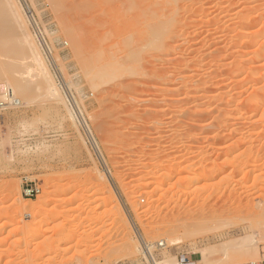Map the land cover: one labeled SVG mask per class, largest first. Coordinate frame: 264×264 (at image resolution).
<instances>
[{
  "label": "rangeland",
  "instance_id": "obj_1",
  "mask_svg": "<svg viewBox=\"0 0 264 264\" xmlns=\"http://www.w3.org/2000/svg\"><path fill=\"white\" fill-rule=\"evenodd\" d=\"M26 3L68 103L44 76L19 94L1 87L15 82L17 58L34 63L22 22L3 16L2 37L19 51L0 50V100L21 102L0 106V264H149L143 246L163 241L171 222L197 221L209 231L153 246L156 259L199 264V249L252 235L260 254L231 248L226 264H264V0ZM155 18L174 24L168 49L134 69L126 40L148 34ZM112 62L122 66L94 74ZM26 182L41 193L25 197ZM107 200L115 203L102 207ZM128 230L142 234L139 249L126 247Z\"/></svg>",
  "mask_w": 264,
  "mask_h": 264
},
{
  "label": "bare ground",
  "instance_id": "obj_2",
  "mask_svg": "<svg viewBox=\"0 0 264 264\" xmlns=\"http://www.w3.org/2000/svg\"><path fill=\"white\" fill-rule=\"evenodd\" d=\"M145 10L146 9H143V11H145ZM23 12H25V14H26V16H27L28 19H26L25 17H23ZM143 13H141V14H143ZM6 15L7 16H10V17H13V18H17V21L18 22L20 20L22 22V24H23V25H21V28L23 26L24 29H26V31H24V35L26 36L25 37V41H26V38H27V41L29 42V45H30V51L29 52L30 53L29 52H27V53L25 52V54L28 57L29 56H32L31 58H33V61H31V62H34L35 63V67L36 68L33 65L34 63L32 65H28V62L29 61H27V63H26L27 65H26L24 62L23 63L21 62V58H17V59H20L19 61H17V60L14 59L15 61L13 60L14 63L12 64V67L10 68V73L15 77V82L14 83L13 82L10 83V82H8V80H5L4 84H2L1 87H3V89H5L6 93L8 94L9 93L8 84H10L11 86H13V89L15 90V92L19 94L25 88H27V86H28V84H29L30 81L31 82H33V81L38 82L37 80H39V76H44L43 78H45V79H43V80L45 82V85L48 87V89L52 93H54V92L57 93V95H54V96H58L60 99H62L64 101V103L66 105L68 102H67V100L65 101V98L64 97L62 98V94H60L61 91L59 92V90L57 89V86H56V84H55V82H54V80L52 78V74L50 72L49 66L46 63L44 57L42 56V53L40 52L39 48L37 47L38 45H36L37 44L35 42L36 40L33 39L34 36L33 37L31 36L32 35L31 34V31H29L30 29H28V20L29 21L31 20V17H32L33 14H32V10L30 9V6L26 3V0H19V1L18 0H1V2H0V19L3 16H6ZM139 17L137 16V18H139ZM151 17H153V16H151ZM141 19H143V17H141ZM156 21H157V19L155 20V22L154 21H151V22H147L146 21L148 23L147 25H149V28H148L149 29V32H148V34L141 35L140 40H138V41H135L134 40L135 42H133V40L130 41L131 39L130 40H128V39L126 40V42L128 43L127 46H126V47H128L127 52H126V56L128 58V61L127 62H129V65L131 67H133L134 69L135 68L136 69H140V68H143V67L145 68L146 66L148 67L147 61L149 60V58L153 57L155 55V53H157V51H160L161 49H168V43L166 44V41L169 40L168 38H169L170 32L172 30L171 29H168L167 27L170 26V25H167L166 26L165 25L166 22L163 24L162 22L161 23H158L159 21L158 22H156ZM21 22H19V24H21ZM143 22H144V19H143ZM5 24H6L5 22H0V50H2V52H4L5 54L10 53V54H8V58H10L9 55H11V57L13 58L14 53L16 51L18 52L19 51V48H17L18 46L17 47L15 46L17 43L14 44V42H13L14 40L13 39L6 40V39H4L2 37L3 36L2 35L3 34V28H4V25ZM171 26H174V24L171 25ZM127 36L130 37L129 34ZM131 36H133V34H131ZM74 37H75V35H74ZM128 41H130V42H128ZM167 42H169V41H167ZM26 45H28V44H26ZM12 50H13V52H12ZM14 50H15V52H14ZM22 60H23V58H22ZM108 63H106V65ZM112 64H113L114 69L113 68H109L106 65L102 66L100 64L102 67H98V68L96 67L97 69L94 71V74H96V75H98L100 77H103L104 75H108L107 73H109L110 71L113 72L114 70L116 71V69L119 70L118 67H121L122 66L121 64H119L121 66H119L118 64H117L118 66L117 65H114L113 62H112ZM108 66H110V65H108ZM150 66H153L154 67V65H151L149 63V67ZM107 70H109V72ZM112 72H110L109 74H111ZM37 76H38V78H35ZM206 86L208 88V85H206ZM213 86L215 88V84L212 85L211 88ZM48 94L53 95L50 92ZM6 96H7L6 94L3 95V97H6ZM6 99H8L9 105L10 104L17 105V104H20V102H21L20 98H17V97L16 98H13L12 97L10 99V98L6 97V98H4V100H0V106H4V104H6L5 102H2V101H7ZM66 107H68V106H66ZM89 130H90V128H89ZM128 156H129V154H128ZM127 158L129 159V157H127ZM124 161H126V160H124ZM108 191L110 192V194H112L113 198L115 199L116 189L114 188L113 185H111V186L108 187ZM96 196L97 195L94 196V199H97L98 200V198L100 196H98L97 198H95ZM114 199H112L111 201H113ZM118 199H119V197H118ZM118 199H117V196H116V200H118ZM109 200H107L104 203H102L103 204L102 207H109V206L111 207V205L115 203V202L112 203ZM120 204H122V203H120ZM119 209H120V207H119ZM65 212H66V209L59 208L57 210L56 214L51 218L50 224L53 225V226L58 225L61 222L62 217L64 216V213ZM124 220H125L126 227L130 230V225H129V221L130 220L128 221V219H126V218H124ZM261 220L264 221V218L261 219ZM171 223H170V226H168V229H166V238H163V241H162V239H160V240H157V241L153 242L152 245H148L147 244L146 246H143V248H142L143 250L141 252H142L144 258L146 259V261H148L149 264H180L179 259L177 261L175 259H173V258H176V257H172L171 260H167V257H166L165 258L166 260H164V261H158L156 259V257L154 256V253L152 251L153 246H156V245L157 246L164 245V244H167V243L177 244L180 241L182 242L184 240L183 239V236L186 237V234L187 235L188 234L189 235L190 234L191 235L193 234L194 237H195V235L197 237V234H196L197 233V230L199 231L201 229V227H202L201 221L198 222L197 224L194 223L195 225L189 223V225L190 224L192 225V226L190 225L189 227H187L188 226L187 225L188 223L185 224L186 227L184 226V224H180V223L179 224L178 223L173 224L172 223L173 225H171ZM203 224H205V223H203ZM205 226H207V225H205ZM205 226L203 225V228ZM164 227L166 228V224L164 225ZM203 228H202V230H203ZM211 229L214 230V228H211ZM152 230H154V229H152ZM149 231L150 230H148V232ZM182 231H184V232L182 233ZM203 231H205V230H203ZM203 231H201V232L199 231L198 234H200V235L201 234H204ZM208 231L209 230L205 231V233L208 232ZM145 232H146V234H148L147 231H145ZM128 233H129L128 240H126V243H125L126 244V247L127 248H131V250H133V249L134 250L135 249H139L138 248V241H140V236H142V234L141 233L138 234V231H134V234L135 235L133 234L132 231H129ZM123 237L126 238L125 235H123L121 238H123ZM258 242L259 241H256L254 239V236L247 235V236L242 237V238H239V239H233V240L224 242L221 245H211V246L204 247L202 249H199V251H198L199 252V255H200V262H199V264H226L227 263L228 251H230L231 248L233 250L235 248H237L236 250H241L242 249L243 251H252V252H254L255 256H258V254H260V252L258 253V248H257V246H258L257 243ZM164 262H167V263H164ZM196 263H197V261H196ZM190 264H194V262L190 261Z\"/></svg>",
  "mask_w": 264,
  "mask_h": 264
},
{
  "label": "built area",
  "instance_id": "obj_3",
  "mask_svg": "<svg viewBox=\"0 0 264 264\" xmlns=\"http://www.w3.org/2000/svg\"><path fill=\"white\" fill-rule=\"evenodd\" d=\"M41 190H42L41 187L37 183L26 182L25 185L23 186L22 193L27 198H33V197H37L41 193ZM179 261L180 264H190L191 260L187 255H180ZM245 264H256V262H248Z\"/></svg>",
  "mask_w": 264,
  "mask_h": 264
},
{
  "label": "crops",
  "instance_id": "obj_4",
  "mask_svg": "<svg viewBox=\"0 0 264 264\" xmlns=\"http://www.w3.org/2000/svg\"><path fill=\"white\" fill-rule=\"evenodd\" d=\"M191 261L194 262V264H198V262L196 263V261H193L192 259H191Z\"/></svg>",
  "mask_w": 264,
  "mask_h": 264
}]
</instances>
